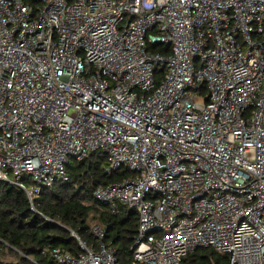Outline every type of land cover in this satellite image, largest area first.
<instances>
[{"label":"built area","instance_id":"1","mask_svg":"<svg viewBox=\"0 0 264 264\" xmlns=\"http://www.w3.org/2000/svg\"><path fill=\"white\" fill-rule=\"evenodd\" d=\"M92 151L130 173L94 194L137 212L131 258L95 224L56 264H264V0H0V182L33 207Z\"/></svg>","mask_w":264,"mask_h":264},{"label":"trees","instance_id":"2","mask_svg":"<svg viewBox=\"0 0 264 264\" xmlns=\"http://www.w3.org/2000/svg\"><path fill=\"white\" fill-rule=\"evenodd\" d=\"M151 48L167 52L158 44ZM109 158L102 151H92L84 159L68 165V180L43 187L33 199L8 182H0V264H56L47 248H60L77 255L82 248L79 239L88 245H98L92 232L95 224L104 225L102 242L113 248L121 263L131 258V248L138 235V214L117 204L96 198L101 185L122 181L130 173L121 169L107 173ZM75 233L78 238L73 235ZM182 264H231L228 254L211 247L189 253Z\"/></svg>","mask_w":264,"mask_h":264},{"label":"rangeland","instance_id":"3","mask_svg":"<svg viewBox=\"0 0 264 264\" xmlns=\"http://www.w3.org/2000/svg\"><path fill=\"white\" fill-rule=\"evenodd\" d=\"M70 162H71V164H74V162H75L74 158H72V159L70 160Z\"/></svg>","mask_w":264,"mask_h":264},{"label":"water","instance_id":"4","mask_svg":"<svg viewBox=\"0 0 264 264\" xmlns=\"http://www.w3.org/2000/svg\"><path fill=\"white\" fill-rule=\"evenodd\" d=\"M138 243L135 244V246L137 245Z\"/></svg>","mask_w":264,"mask_h":264}]
</instances>
